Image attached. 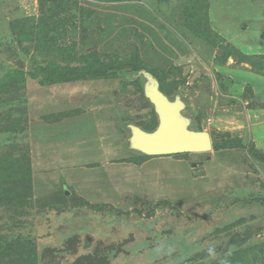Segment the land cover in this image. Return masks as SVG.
<instances>
[{
    "label": "rangeland",
    "instance_id": "1",
    "mask_svg": "<svg viewBox=\"0 0 264 264\" xmlns=\"http://www.w3.org/2000/svg\"><path fill=\"white\" fill-rule=\"evenodd\" d=\"M263 48L264 0H0V264H264ZM141 71L213 150L130 146Z\"/></svg>",
    "mask_w": 264,
    "mask_h": 264
},
{
    "label": "water",
    "instance_id": "2",
    "mask_svg": "<svg viewBox=\"0 0 264 264\" xmlns=\"http://www.w3.org/2000/svg\"><path fill=\"white\" fill-rule=\"evenodd\" d=\"M145 78V96L155 108L159 119L157 128L147 132L137 126H130V146L147 156H168L187 153H205L213 150L211 135L205 131L190 128L191 120L183 111L185 103L180 96L171 100L161 89L160 81L148 71H141ZM65 188V195L71 193Z\"/></svg>",
    "mask_w": 264,
    "mask_h": 264
},
{
    "label": "trees",
    "instance_id": "3",
    "mask_svg": "<svg viewBox=\"0 0 264 264\" xmlns=\"http://www.w3.org/2000/svg\"><path fill=\"white\" fill-rule=\"evenodd\" d=\"M153 74V73H152ZM154 75V74H153ZM157 79H158V77L156 76V75H154Z\"/></svg>",
    "mask_w": 264,
    "mask_h": 264
},
{
    "label": "crops",
    "instance_id": "4",
    "mask_svg": "<svg viewBox=\"0 0 264 264\" xmlns=\"http://www.w3.org/2000/svg\"><path fill=\"white\" fill-rule=\"evenodd\" d=\"M263 49H264V48H263ZM262 52H264V50H263Z\"/></svg>",
    "mask_w": 264,
    "mask_h": 264
}]
</instances>
